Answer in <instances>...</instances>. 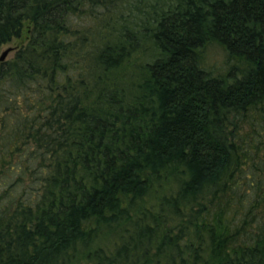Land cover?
I'll list each match as a JSON object with an SVG mask.
<instances>
[{
    "label": "trees",
    "instance_id": "obj_1",
    "mask_svg": "<svg viewBox=\"0 0 264 264\" xmlns=\"http://www.w3.org/2000/svg\"><path fill=\"white\" fill-rule=\"evenodd\" d=\"M26 30L0 264H264V0H0Z\"/></svg>",
    "mask_w": 264,
    "mask_h": 264
},
{
    "label": "rangeland",
    "instance_id": "obj_2",
    "mask_svg": "<svg viewBox=\"0 0 264 264\" xmlns=\"http://www.w3.org/2000/svg\"><path fill=\"white\" fill-rule=\"evenodd\" d=\"M96 22L94 21L93 26H96ZM28 35H27V30L26 33L24 34V37L19 38V39H13L12 41H10L7 44H4L3 46L0 47V56L2 55V53L7 50V49H11V51L9 52V54L7 55L6 59H12L14 57H16V55L18 54L19 50L21 49L22 46H25L27 44V39ZM209 58L210 61L219 65L221 64V62L223 61V55L222 52L219 48L216 49H212L209 51ZM140 59H138L137 61H139ZM134 62V60H133ZM29 178L30 177H26V182H29Z\"/></svg>",
    "mask_w": 264,
    "mask_h": 264
},
{
    "label": "water",
    "instance_id": "obj_3",
    "mask_svg": "<svg viewBox=\"0 0 264 264\" xmlns=\"http://www.w3.org/2000/svg\"><path fill=\"white\" fill-rule=\"evenodd\" d=\"M11 51V49H7L5 50L2 55L0 56V60L3 61L6 59L7 55L9 54V52Z\"/></svg>",
    "mask_w": 264,
    "mask_h": 264
}]
</instances>
